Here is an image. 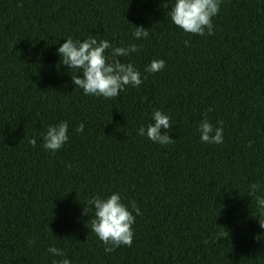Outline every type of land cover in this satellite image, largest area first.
<instances>
[{"label":"trees","instance_id":"16d2710c","mask_svg":"<svg viewBox=\"0 0 264 264\" xmlns=\"http://www.w3.org/2000/svg\"><path fill=\"white\" fill-rule=\"evenodd\" d=\"M167 2L0 0V264H264V0H221L204 36L174 25ZM139 26L147 38L133 36ZM90 36L136 44L120 59L142 84L109 99L75 88L58 48ZM159 59L162 71H145ZM157 110L172 144L138 135ZM205 114L223 122V143L201 141ZM64 121L68 141L44 149ZM117 192L134 237L107 253L87 201Z\"/></svg>","mask_w":264,"mask_h":264},{"label":"clouds","instance_id":"9594fccd","mask_svg":"<svg viewBox=\"0 0 264 264\" xmlns=\"http://www.w3.org/2000/svg\"><path fill=\"white\" fill-rule=\"evenodd\" d=\"M169 4L171 10L168 11V14L171 21L184 32L199 36L213 34L212 21L220 11L221 0H174V3L172 0H168L162 6L167 9ZM17 6L23 7V3L21 2ZM148 34L149 30L139 26L135 27L133 36L139 40L147 38ZM185 44L187 45L188 41H185ZM108 49H111V52L106 56L105 52ZM137 51L136 44L112 47L107 40L98 42L91 36L83 42L74 41L69 37L58 48V55L60 63L68 67L75 88L82 89L85 95L102 96L109 99L117 97L127 86L139 87L142 84L140 72L131 63H123L120 59ZM164 68L165 61L159 59L151 61L145 71L157 73ZM211 110L208 109V111ZM152 120L154 123H150L146 128H139L138 135L146 134L149 140L160 145L174 143L175 140L169 136L170 117L157 110L153 112ZM220 124L221 127L215 128L205 114V118L198 128L201 141L210 144L223 143V122L221 121ZM84 127V124L81 123L76 128V132L83 133ZM162 129L164 130L163 134H161ZM68 139V123L64 121L47 128L46 134L43 135L42 146L48 151L55 152L61 149ZM30 143L35 147L36 139H31ZM249 147H251V142H249ZM68 167L71 168V165ZM260 187L255 183L250 185L249 195H254L260 190ZM256 201L258 206L264 209V198L256 197ZM87 203L94 210V217L89 220L91 231L103 242L105 252L112 253L121 246H132L135 216L121 202L118 192L107 198L94 195ZM130 205L136 215H141L135 201H131ZM83 214L89 215L88 210L84 208ZM259 226L264 229V218L259 219ZM48 252L53 256L62 257L65 255L61 249L56 247H50ZM53 264H71V262L65 258L58 262L53 261Z\"/></svg>","mask_w":264,"mask_h":264}]
</instances>
